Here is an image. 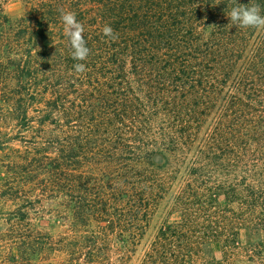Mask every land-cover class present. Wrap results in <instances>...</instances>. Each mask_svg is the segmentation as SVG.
Wrapping results in <instances>:
<instances>
[{"label": "trees", "instance_id": "16d2710c", "mask_svg": "<svg viewBox=\"0 0 264 264\" xmlns=\"http://www.w3.org/2000/svg\"><path fill=\"white\" fill-rule=\"evenodd\" d=\"M236 3L264 15V0H0L12 264H127L167 196L178 220L137 264H264L261 241L240 239L264 212V29L233 25ZM61 9L84 27V61Z\"/></svg>", "mask_w": 264, "mask_h": 264}, {"label": "clouds", "instance_id": "9594fccd", "mask_svg": "<svg viewBox=\"0 0 264 264\" xmlns=\"http://www.w3.org/2000/svg\"><path fill=\"white\" fill-rule=\"evenodd\" d=\"M227 16L230 18L233 25L237 27L264 29V15L261 14V7L259 4L243 5L236 3L231 7ZM60 19L64 25L65 35L68 37L72 49L71 55L73 60H86L90 54V49L86 46V41L83 36V25L77 20L76 14L71 11L66 12L61 9ZM102 31L106 37L111 39L117 38L110 25H105ZM73 67L78 74L84 73L87 70L84 63H76Z\"/></svg>", "mask_w": 264, "mask_h": 264}, {"label": "rangeland", "instance_id": "374dc122", "mask_svg": "<svg viewBox=\"0 0 264 264\" xmlns=\"http://www.w3.org/2000/svg\"><path fill=\"white\" fill-rule=\"evenodd\" d=\"M6 9L9 11L10 14H16L18 12L16 6L11 1H9L6 4ZM260 75L261 77H263V80H264V69L260 70ZM258 185L261 187V190H262V187L264 186L263 181L261 180L258 183ZM259 209L260 208H257V211ZM263 213H261L259 220H257L255 223L256 224L255 227L257 228L255 231L256 233L251 235L248 229L243 228L242 230H240V239L241 241H244L246 243H249L251 241L255 242L259 239L261 241V246H262L261 251L264 252V250H262L264 248L263 247V243H264V216H263L264 214ZM256 215L258 216V213H256ZM178 217H179L178 213L173 211L172 204H171V197L167 196L159 204L158 208L156 209L155 214L152 216V219L150 220L149 228H148V231L144 239L142 240L141 244L137 247V251L134 254V256L131 258V260L127 264H137L141 256V253L143 249L145 248V245L151 240L152 236L154 235L158 227L165 222H170V223L176 222L178 220ZM42 225H45V226H41L44 228V230L49 231L50 233L54 235L59 230V227H57L56 224H54L53 222L42 223ZM0 230H1V223H0ZM11 253H16L15 249H12V250H10V248L2 249V250L0 249V254H2V256L0 257H3V259L6 258L7 260H9L8 262H4L5 264H12V260L10 259ZM1 263L2 262L0 259V264Z\"/></svg>", "mask_w": 264, "mask_h": 264}]
</instances>
